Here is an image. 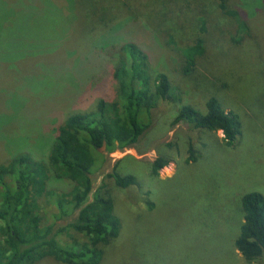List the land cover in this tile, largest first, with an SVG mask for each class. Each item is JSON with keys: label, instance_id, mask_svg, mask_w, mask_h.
<instances>
[{"label": "rangeland", "instance_id": "1", "mask_svg": "<svg viewBox=\"0 0 264 264\" xmlns=\"http://www.w3.org/2000/svg\"><path fill=\"white\" fill-rule=\"evenodd\" d=\"M117 1L123 9L110 7L113 0H0V166L19 154L46 163L55 129L68 116L95 111L100 98L115 99L118 48L134 43L151 76H167L172 97L156 103L151 129L138 143L99 149L105 162L92 176L94 191L118 162V171L137 175L140 185L114 191L121 230L99 264H264V253L246 262L234 247L242 196L264 197V0H227L262 39L233 50L239 25L222 15L217 0ZM203 21L209 56L184 75L181 49L199 37ZM212 96L240 117L242 133L232 147L220 131L171 126L180 105L203 110ZM190 145L198 153L194 163H187ZM158 157L169 163L154 178L150 165ZM68 189L50 176L49 191ZM48 202L37 201L44 226L54 213Z\"/></svg>", "mask_w": 264, "mask_h": 264}, {"label": "trees", "instance_id": "2", "mask_svg": "<svg viewBox=\"0 0 264 264\" xmlns=\"http://www.w3.org/2000/svg\"><path fill=\"white\" fill-rule=\"evenodd\" d=\"M170 1L161 2L169 4ZM113 2L110 7H121L117 0ZM227 5V0H217L216 6L222 15L237 22L241 33L238 40H232L230 50L240 49L245 40L255 44L259 39L262 41L243 11L229 9ZM205 24L203 21L199 37L181 49L184 75L193 73L210 53L212 45L202 36ZM117 57L113 73L117 95L113 101L100 98L95 111L68 116L55 129L46 163L33 161L28 154H19L7 165L0 166V233L4 238L0 241V264H38L45 259L59 264H99L105 248L119 236L121 223L114 212V191L134 188L139 185V178L121 174L118 162L94 191L92 176L105 162L99 149L105 143L106 152L112 153L138 143L151 126L156 103L172 97V86L164 74L151 76L147 56L136 44L121 45ZM245 62L240 61L238 71L244 69ZM178 124L190 125L199 131H220L227 147L236 144L242 133L238 113L226 112L215 96L206 101L203 110L180 105L171 126ZM188 152L187 163L196 162L198 153L191 145ZM168 163L166 157L156 158L150 165L151 176L157 177ZM50 176L65 180L70 189L49 191ZM45 197L54 206L47 226L42 225L37 212L38 199ZM241 207L243 221L234 247L246 262H253L264 253V197L255 192L245 193ZM150 208L153 207L150 205ZM72 215L71 222L57 226L58 221Z\"/></svg>", "mask_w": 264, "mask_h": 264}, {"label": "water", "instance_id": "3", "mask_svg": "<svg viewBox=\"0 0 264 264\" xmlns=\"http://www.w3.org/2000/svg\"><path fill=\"white\" fill-rule=\"evenodd\" d=\"M105 147V143H103V145H102V148H104Z\"/></svg>", "mask_w": 264, "mask_h": 264}]
</instances>
